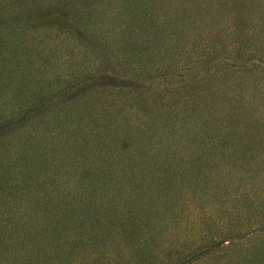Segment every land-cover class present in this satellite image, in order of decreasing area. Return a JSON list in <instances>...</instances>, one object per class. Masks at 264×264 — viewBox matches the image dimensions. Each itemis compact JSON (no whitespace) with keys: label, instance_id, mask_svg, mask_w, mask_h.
Returning <instances> with one entry per match:
<instances>
[{"label":"rangeland","instance_id":"1","mask_svg":"<svg viewBox=\"0 0 264 264\" xmlns=\"http://www.w3.org/2000/svg\"><path fill=\"white\" fill-rule=\"evenodd\" d=\"M61 3L0 26V264H264V0Z\"/></svg>","mask_w":264,"mask_h":264},{"label":"trees","instance_id":"2","mask_svg":"<svg viewBox=\"0 0 264 264\" xmlns=\"http://www.w3.org/2000/svg\"><path fill=\"white\" fill-rule=\"evenodd\" d=\"M12 1L13 0H0V26L4 24H12L14 26L19 25V23H21V20H23V17H27L29 14L32 13L44 12L47 14L57 13L68 15L72 11V8L68 7V4H62L61 0H33L28 1L30 2V4L25 5H23L24 1L27 0H22L19 7L10 8V4ZM15 1L19 0H14L13 4H15ZM46 31H52V29L49 28Z\"/></svg>","mask_w":264,"mask_h":264}]
</instances>
